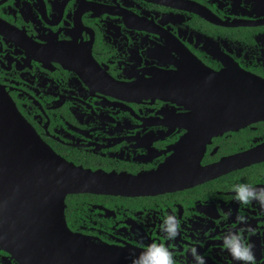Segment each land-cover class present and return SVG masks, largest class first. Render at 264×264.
<instances>
[{"label": "flooded vegetation", "instance_id": "obj_1", "mask_svg": "<svg viewBox=\"0 0 264 264\" xmlns=\"http://www.w3.org/2000/svg\"><path fill=\"white\" fill-rule=\"evenodd\" d=\"M0 86L56 156L116 182L65 196L72 233L234 264L220 237L243 229L264 264V210L232 199L264 187V0H0ZM16 207L8 191L5 229ZM3 235L0 264H23Z\"/></svg>", "mask_w": 264, "mask_h": 264}, {"label": "water", "instance_id": "obj_2", "mask_svg": "<svg viewBox=\"0 0 264 264\" xmlns=\"http://www.w3.org/2000/svg\"><path fill=\"white\" fill-rule=\"evenodd\" d=\"M112 176L91 172L56 156L25 123L0 86V246L8 233L23 264H132L135 251L96 244L68 230L67 194L116 190ZM9 191L20 222L4 228Z\"/></svg>", "mask_w": 264, "mask_h": 264}, {"label": "clouds", "instance_id": "obj_3", "mask_svg": "<svg viewBox=\"0 0 264 264\" xmlns=\"http://www.w3.org/2000/svg\"><path fill=\"white\" fill-rule=\"evenodd\" d=\"M232 193V199L241 208L255 203L264 210V187H256L247 182L237 183L232 186ZM236 220L240 224L247 223L244 215H238ZM160 231L166 241H174L182 231L180 219L171 213L164 215ZM242 232L243 229H227L220 237L222 249L228 253L234 264H256L253 245L245 239ZM189 255L192 257L193 264H206L204 255L200 254L196 247L190 249ZM132 264H178V262L174 252L168 246L153 242L132 260Z\"/></svg>", "mask_w": 264, "mask_h": 264}]
</instances>
